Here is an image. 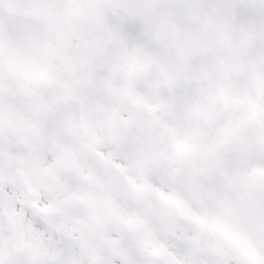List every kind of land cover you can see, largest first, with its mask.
<instances>
[{
	"label": "snow or ice",
	"instance_id": "snow-or-ice-1",
	"mask_svg": "<svg viewBox=\"0 0 264 264\" xmlns=\"http://www.w3.org/2000/svg\"><path fill=\"white\" fill-rule=\"evenodd\" d=\"M0 264H264V0H0Z\"/></svg>",
	"mask_w": 264,
	"mask_h": 264
}]
</instances>
